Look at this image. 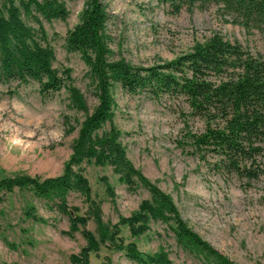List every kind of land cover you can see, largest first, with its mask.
Returning a JSON list of instances; mask_svg holds the SVG:
<instances>
[{
	"label": "rangeland",
	"instance_id": "obj_1",
	"mask_svg": "<svg viewBox=\"0 0 264 264\" xmlns=\"http://www.w3.org/2000/svg\"><path fill=\"white\" fill-rule=\"evenodd\" d=\"M102 2L109 14L106 33L113 61L123 59L141 67L162 64L215 33L264 59V29L247 30L233 23L215 3L174 12L157 0ZM64 4L68 12L64 20H39L54 52L52 66L59 74L68 73L65 87L41 95L36 82L0 79V179L61 175L82 122L97 105L87 64L78 52L66 48L67 32L78 23L84 0ZM23 18L38 28L33 19ZM69 87L81 93L85 109L74 107ZM110 90L111 124L133 167L170 196L188 227L219 254L233 264H264V177L241 178L221 165L214 153L196 150L190 135L202 133L206 121L192 113L184 96L130 94L118 84ZM109 129L106 122L97 134ZM257 160L264 163V151ZM80 168L91 188L90 199L101 210V221L117 225L124 245L133 242L147 254L163 252L172 264H213L179 246L169 226L159 221L150 220L145 231L132 235L119 220L149 198L148 190L142 186L130 190L110 164L84 162ZM56 203L57 199H43L28 189H0V264H72L71 256L86 246L83 228L74 226ZM66 207L87 218L85 229L97 236L85 196L70 191ZM30 209L39 219L26 215ZM88 264L139 263L105 242L89 254Z\"/></svg>",
	"mask_w": 264,
	"mask_h": 264
},
{
	"label": "trees",
	"instance_id": "obj_2",
	"mask_svg": "<svg viewBox=\"0 0 264 264\" xmlns=\"http://www.w3.org/2000/svg\"><path fill=\"white\" fill-rule=\"evenodd\" d=\"M0 79L22 83L36 82L41 95L61 90L68 73L52 66L54 52L47 43L39 17L50 21L67 17L65 0H0ZM169 4L174 12L210 3L221 6L231 21L245 29H264V0H157ZM23 17L33 19L34 29ZM109 14L102 0H84L79 21L66 35V48L78 52L87 64L97 97V105L81 124L72 153L63 173L43 180L27 175L0 179V189H28L43 199H57V208L67 213L76 226H82L86 246L71 256L72 264H88V256L109 242L124 251L127 258L139 264H172L163 252H140L133 242L126 245L118 236L117 225L101 221L99 205L90 199L91 188L80 168L84 162L110 164L119 179L130 190L142 186L149 198L141 201L129 217L119 224L139 235L150 220L169 226L179 246L213 264H233L193 232L180 216L169 195L162 192L135 169L118 141L119 132L111 124L114 100L111 87L135 94L184 96L192 113L206 121L205 130L190 139L199 152H212L228 171L247 180L264 177V163L257 160L264 151V59L253 55L238 42L225 40L218 33L191 51L170 61L150 67L132 65L123 59L113 61L106 25ZM71 101L77 109H85L81 93L69 87ZM109 122L110 129L98 131ZM76 168V169H75ZM112 194L111 187L107 186ZM77 191L89 201V212L96 221V233L85 229L87 218L73 215L66 207V196ZM28 217L39 219L26 212Z\"/></svg>",
	"mask_w": 264,
	"mask_h": 264
}]
</instances>
